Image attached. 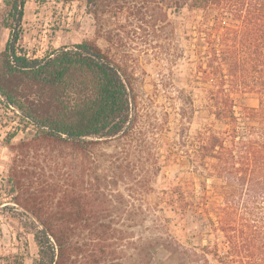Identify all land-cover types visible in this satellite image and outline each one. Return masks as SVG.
Wrapping results in <instances>:
<instances>
[{
	"label": "trees",
	"instance_id": "1",
	"mask_svg": "<svg viewBox=\"0 0 264 264\" xmlns=\"http://www.w3.org/2000/svg\"><path fill=\"white\" fill-rule=\"evenodd\" d=\"M27 1L8 2L10 35L0 53L3 107L17 112L42 140L76 152L115 142L119 149L114 166L103 174L104 187L129 179L136 190L152 185L157 191L155 182L134 181L142 158L147 154L152 162L146 177L154 176L168 171L179 148H186L192 167L183 181H170L157 191L162 194L159 209L170 226L197 228V236L215 240L185 249V264H264V0H163L169 9L185 11V40L197 35L191 77L202 111L214 119L180 143H164L165 161L147 149L145 132L139 143L134 140L139 121L134 79L111 52L85 42L35 58L21 48ZM128 2L114 0L118 11L105 13L115 18ZM247 94L258 96L257 106L238 103L237 97ZM102 197L106 193L92 189L86 195L64 192L55 211L15 198L35 230L34 264H104L106 249L112 247L106 244L111 227L104 223L108 215L93 210ZM77 228L89 242H75Z\"/></svg>",
	"mask_w": 264,
	"mask_h": 264
},
{
	"label": "rangeland",
	"instance_id": "2",
	"mask_svg": "<svg viewBox=\"0 0 264 264\" xmlns=\"http://www.w3.org/2000/svg\"><path fill=\"white\" fill-rule=\"evenodd\" d=\"M9 1L0 0V53L10 35ZM128 1L114 18L105 13L118 11L114 0H28L20 46L35 58L85 42L111 52L134 79L139 113L134 140L139 143L145 132L147 149L165 161L164 143H180L184 137H192L199 126L214 121L202 111L201 95L191 77L196 72L197 35L193 32V40H185V11L169 9L163 0ZM131 11L139 14L130 15ZM246 76L252 78L251 74ZM237 99L243 105L259 103L255 94ZM2 100L0 95V264H34L38 256L35 230L22 216L25 208L14 199L35 200L45 204L46 211H55L59 198L68 191L86 195L92 189L107 195L106 199H96L93 207L108 215L104 223L111 227L106 244L112 247L106 249L109 256L104 264H185V249L215 240L197 236V228L170 226L159 209L162 194L157 191L170 181H183L186 170L192 167L186 148H179L168 171L163 168L154 176L146 177L152 162L147 154L142 158L134 181L155 182L157 191L152 185L136 190L129 179L104 187L103 174L114 166L113 156L119 149L115 142L84 154L42 140L17 112L5 109ZM152 124L164 128L157 131ZM87 235L83 228H77L75 242H89ZM218 238L223 239L221 235Z\"/></svg>",
	"mask_w": 264,
	"mask_h": 264
}]
</instances>
